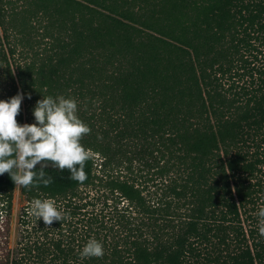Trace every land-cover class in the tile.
<instances>
[{
  "label": "trees",
  "instance_id": "trees-1",
  "mask_svg": "<svg viewBox=\"0 0 264 264\" xmlns=\"http://www.w3.org/2000/svg\"><path fill=\"white\" fill-rule=\"evenodd\" d=\"M259 44L264 0H0V99L23 94L16 119L31 123L37 100L72 97L91 129L84 182L52 164V183L20 186V239L0 264H264L240 225L264 194V156L246 145L264 131ZM14 188L0 174L6 231ZM48 197L51 224L29 211ZM93 237L104 255L81 257Z\"/></svg>",
  "mask_w": 264,
  "mask_h": 264
},
{
  "label": "clouds",
  "instance_id": "clouds-1",
  "mask_svg": "<svg viewBox=\"0 0 264 264\" xmlns=\"http://www.w3.org/2000/svg\"><path fill=\"white\" fill-rule=\"evenodd\" d=\"M24 98L17 92L6 100L0 99V174H11L15 185L47 186L52 183V177L45 175L44 168L51 161L54 167L67 169L71 179L84 182L87 179L85 162L90 159L91 149H86L80 139L91 129L79 118L76 99L64 95L44 96L32 109L33 122L19 123L16 117ZM38 163L40 168L36 167ZM29 211L45 224L62 218L51 197L34 198ZM258 216L262 220L259 232L264 235V207L259 209ZM79 255L101 257L104 246L96 238H89Z\"/></svg>",
  "mask_w": 264,
  "mask_h": 264
},
{
  "label": "rangeland",
  "instance_id": "rangeland-1",
  "mask_svg": "<svg viewBox=\"0 0 264 264\" xmlns=\"http://www.w3.org/2000/svg\"><path fill=\"white\" fill-rule=\"evenodd\" d=\"M259 49H261V53H258L256 60H252V64L250 66L259 67L260 65H263L264 63V47L259 44ZM256 53V52H255ZM252 58V57H249ZM250 66H247L248 68ZM249 71V70H248ZM254 73V72H253ZM257 74L254 73V77ZM234 77V76H233ZM264 77V75H263ZM236 85L237 86H245L248 89H252L256 86L257 82H259L258 78H253L249 72L246 73L244 70H240V76H237L235 78ZM231 77L226 74L221 79V85L223 88L229 89V83L233 80ZM237 87V88H239ZM6 93L5 90V84L0 85V95L3 96ZM227 93V90H226ZM24 110V104H22ZM22 123H25L24 121ZM264 132V131H263ZM263 132H254L253 136L250 137V139L247 141V146L253 147L249 148L251 151L255 149V145H259V151L261 152V155L264 156V141L262 140V137L264 136ZM263 135V136H262ZM245 148H248L245 146ZM262 176L264 173L261 174ZM153 177L155 175H152ZM156 177V176H155ZM157 184L160 182V178H155ZM1 198V197H0ZM28 201L25 198L24 194L20 191V186L15 185V188L13 190V196L11 201V208L9 212V218H8V224H9V230H4V221H6V211H2L1 220H0V257L3 256V254L7 250H13L19 239H20V225H19V215L21 213L22 208L27 205ZM4 204L6 205V201L3 199H0V205ZM261 207H264V194L258 193L253 197V201L246 203L243 208H241L240 211V225H241V233L244 234V237L248 239L249 244L253 245V242L255 241H264V235H261L259 232V228L262 226V220L258 216L259 209ZM240 239H243L240 236ZM12 255V252H11Z\"/></svg>",
  "mask_w": 264,
  "mask_h": 264
},
{
  "label": "water",
  "instance_id": "water-1",
  "mask_svg": "<svg viewBox=\"0 0 264 264\" xmlns=\"http://www.w3.org/2000/svg\"><path fill=\"white\" fill-rule=\"evenodd\" d=\"M41 163H43V162H41ZM52 165V163H50V162H47V166H51ZM36 166H41V164L40 163H38Z\"/></svg>",
  "mask_w": 264,
  "mask_h": 264
}]
</instances>
